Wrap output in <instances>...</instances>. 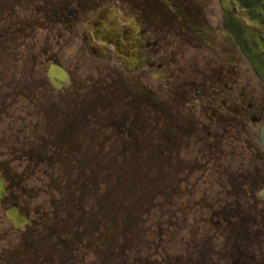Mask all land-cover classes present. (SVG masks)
Masks as SVG:
<instances>
[{"label": "flooded vegetation", "instance_id": "flooded-vegetation-1", "mask_svg": "<svg viewBox=\"0 0 264 264\" xmlns=\"http://www.w3.org/2000/svg\"><path fill=\"white\" fill-rule=\"evenodd\" d=\"M26 1L58 50L0 49V264H264V81L220 0ZM107 9L136 71L83 43Z\"/></svg>", "mask_w": 264, "mask_h": 264}, {"label": "water", "instance_id": "water-1", "mask_svg": "<svg viewBox=\"0 0 264 264\" xmlns=\"http://www.w3.org/2000/svg\"><path fill=\"white\" fill-rule=\"evenodd\" d=\"M222 6L226 12V27L234 34L257 74L264 79V0H222ZM104 20L98 23L100 30L107 33L104 36H114L116 57L129 68L130 61L135 58L131 52L135 37L132 38L129 24ZM86 43L90 44L87 40Z\"/></svg>", "mask_w": 264, "mask_h": 264}, {"label": "rangeland", "instance_id": "rangeland-1", "mask_svg": "<svg viewBox=\"0 0 264 264\" xmlns=\"http://www.w3.org/2000/svg\"><path fill=\"white\" fill-rule=\"evenodd\" d=\"M3 3V0H0V4ZM41 10L40 8V4L33 3V2H28L26 0H23V3H18L16 8L12 11V12H18L20 17H26L28 16V14L32 13L33 14V18L36 16V18L38 20L43 19V16H41V13L39 12ZM11 12V13H12ZM13 16V15H12ZM20 17L17 16H13V21H17L19 22L21 19ZM10 16H6L3 14V10L0 8V33H5L6 37L5 40L1 41L2 39H0V49H4L5 50V56H2V58H4V64L7 66H9L11 64V66L13 65V61L15 59L16 54H14L15 52L20 53L21 51V55H22V61L21 64L19 65L20 69L23 68V64H24V60L26 59V55H28L29 53H34V55L36 56V58L38 59L39 63L43 64V67L41 66L42 70H38V73H35L32 77L33 78H40L43 75V71L46 72V70L48 69V64L49 61L47 60L49 54L46 51H43L45 49H49L50 48V53H54V56L58 50V46L57 44H52V45H47V41L45 40V37H41V36H47L48 32L54 30L53 32L55 33L54 35L56 36L55 38L58 39V33H57V26L54 25V23H56V21L53 20L52 22H46L45 24V28L46 29H39L38 26L35 27L36 31H25L24 28H20L23 27L20 24H15L14 26L16 27V25H18L16 28L11 29L10 31L7 30V27L5 25V23L8 22V24L12 21ZM25 31V32H23ZM61 43H63V41H61ZM72 44H76V41L73 40V42L70 44L71 47ZM20 48V51H17L16 49ZM75 47L73 48H67L66 50V55L70 54ZM51 59V57H50ZM48 61V62H47ZM46 62V63H45ZM47 95H49L48 93H46ZM104 102H106V100H104ZM73 183H77V181L75 180H69ZM58 183H60V180L57 181ZM169 218V217H168ZM169 222H171L172 218H169ZM184 234L187 235V233L183 232ZM179 240H184V237H182V235L179 237Z\"/></svg>", "mask_w": 264, "mask_h": 264}, {"label": "bare ground", "instance_id": "bare-ground-1", "mask_svg": "<svg viewBox=\"0 0 264 264\" xmlns=\"http://www.w3.org/2000/svg\"><path fill=\"white\" fill-rule=\"evenodd\" d=\"M129 24H131V25H133V24H134V26H137V25H136V23H134V22H132V21H130V20H129ZM99 28H100V27H99ZM135 29L137 30V28H136V27H135ZM137 31H138V30H137Z\"/></svg>", "mask_w": 264, "mask_h": 264}]
</instances>
